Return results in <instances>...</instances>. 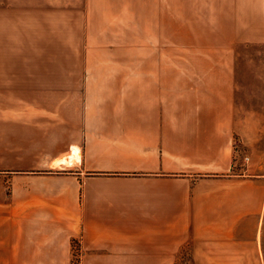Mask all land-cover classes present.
<instances>
[{
  "label": "crops",
  "instance_id": "obj_1",
  "mask_svg": "<svg viewBox=\"0 0 264 264\" xmlns=\"http://www.w3.org/2000/svg\"><path fill=\"white\" fill-rule=\"evenodd\" d=\"M209 2V33L180 57L160 47L152 0H0L15 23L49 24L58 7L61 41L57 63L4 61L17 38L0 20V136L15 160L0 162L13 173L0 264H71L75 241L81 264L264 262V175L227 174L235 46L264 44V0Z\"/></svg>",
  "mask_w": 264,
  "mask_h": 264
},
{
  "label": "rangeland",
  "instance_id": "obj_2",
  "mask_svg": "<svg viewBox=\"0 0 264 264\" xmlns=\"http://www.w3.org/2000/svg\"><path fill=\"white\" fill-rule=\"evenodd\" d=\"M152 2H156V6L151 8L153 10L152 14L157 12L160 18L159 34H161L162 41H160V47L162 46L164 49L178 47L181 57L187 49L196 45V37H203V30L209 33L211 27V4L209 0H152ZM242 3L246 5V2ZM131 6L132 28H134V23L138 21V16L143 9L140 2H132ZM39 9L34 10L33 16L35 18L42 15ZM46 10L51 18L49 24L33 22L26 24L21 21L18 23L9 22L13 12L6 10L5 7L3 8L0 12V20H3L4 28L13 32L17 38L14 41L16 45L10 43L11 40L4 38V47L10 46L11 48L15 46L13 48L15 53H12V55L4 54V61L32 62L34 64L59 62V45L61 43L57 23L60 18L59 8L51 7L50 10L48 8ZM21 15L20 19H26V14ZM203 45L212 47L216 43L213 39L207 37ZM182 61L183 58H180V62ZM234 63L237 87L235 102L237 129L233 137L235 165L233 164L227 174L251 172L254 175L261 176L264 175V44H237L235 46ZM50 73L57 74L58 72L52 71ZM5 94L2 106L4 110H9L12 103H9V94ZM52 95L57 97V93L54 91H52ZM16 105L21 106L17 109H29L22 103H16ZM14 108L16 109V106ZM8 137L9 139H6V136H0V162L11 163L15 161L11 155L13 144H11L10 136ZM15 156H18V153H15ZM9 169L12 168L0 166V191L2 192L0 201L9 199L10 177L13 174ZM261 226H263L262 236L264 237V214ZM79 244L78 241L73 243V260L71 264H81ZM187 259L188 257L183 254L177 264H209L188 262ZM235 264H264V262Z\"/></svg>",
  "mask_w": 264,
  "mask_h": 264
}]
</instances>
